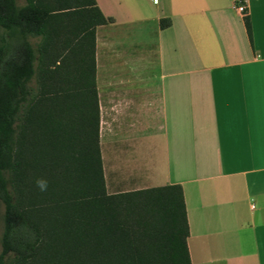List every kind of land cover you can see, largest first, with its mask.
Listing matches in <instances>:
<instances>
[{"label":"crops","instance_id":"obj_1","mask_svg":"<svg viewBox=\"0 0 264 264\" xmlns=\"http://www.w3.org/2000/svg\"><path fill=\"white\" fill-rule=\"evenodd\" d=\"M95 2L107 193L178 184L191 264H264V0Z\"/></svg>","mask_w":264,"mask_h":264},{"label":"trees","instance_id":"obj_2","mask_svg":"<svg viewBox=\"0 0 264 264\" xmlns=\"http://www.w3.org/2000/svg\"><path fill=\"white\" fill-rule=\"evenodd\" d=\"M50 1L0 0V264H191L180 185L105 188L95 29L111 19Z\"/></svg>","mask_w":264,"mask_h":264},{"label":"rangeland","instance_id":"obj_3","mask_svg":"<svg viewBox=\"0 0 264 264\" xmlns=\"http://www.w3.org/2000/svg\"><path fill=\"white\" fill-rule=\"evenodd\" d=\"M17 5L22 6L25 3V0H15ZM35 2H38L41 5H47L49 4L51 1L50 0H34ZM101 35L103 37V50H102V58L103 60L106 59L107 57V45H108V36H107V29H103L101 31ZM32 206H35V204H32ZM2 213H3V206L0 203V236H1V232H2Z\"/></svg>","mask_w":264,"mask_h":264},{"label":"clouds","instance_id":"obj_4","mask_svg":"<svg viewBox=\"0 0 264 264\" xmlns=\"http://www.w3.org/2000/svg\"><path fill=\"white\" fill-rule=\"evenodd\" d=\"M34 184L36 188L41 192H44L47 190L48 181L46 179L37 177L34 179Z\"/></svg>","mask_w":264,"mask_h":264},{"label":"built area","instance_id":"obj_5","mask_svg":"<svg viewBox=\"0 0 264 264\" xmlns=\"http://www.w3.org/2000/svg\"><path fill=\"white\" fill-rule=\"evenodd\" d=\"M235 10L242 15H245V7L243 5H237L235 7Z\"/></svg>","mask_w":264,"mask_h":264}]
</instances>
